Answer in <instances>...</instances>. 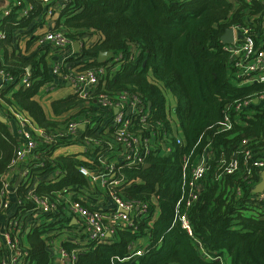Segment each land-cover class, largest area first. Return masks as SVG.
I'll return each mask as SVG.
<instances>
[{
    "label": "trees",
    "instance_id": "16d2710c",
    "mask_svg": "<svg viewBox=\"0 0 264 264\" xmlns=\"http://www.w3.org/2000/svg\"><path fill=\"white\" fill-rule=\"evenodd\" d=\"M15 2L19 5H13L9 14L0 18V31L4 33L0 41L3 69L13 77V83L0 92V99L25 111L39 127L54 131L67 122L59 120L61 117L79 118L86 111L85 102L76 94H69L52 101V116L46 115L35 99L46 84L56 81L46 61V49L16 53L13 41L18 30L28 27L37 17L46 18V5L42 0ZM63 5L62 8L59 0H51L50 4L59 10V22L68 38L90 44L89 49L81 50V55L91 57L92 61L79 62L78 70L99 67V52H124L128 57L126 62L108 73L97 92L140 94L150 111L148 125L156 133L155 142L159 145L147 157L146 168L121 162L115 165V177L122 178L124 183L113 190L125 199L149 203L148 218L137 223L136 229L117 230L101 244L77 245L63 241V248L78 252L74 264H223V260L229 264H264V219L253 216L249 209L251 205L264 209V202L256 204L252 200L262 172L254 163L264 162V103L252 107L250 116L242 115L241 124L235 123L227 132L218 131L226 106L235 99H246L263 90L262 85H243L231 72L228 74V55L222 49L220 38L229 26L248 23L263 6L243 0L236 3L227 0H65ZM24 6L30 7L26 16L22 12ZM38 37L29 38L26 52ZM84 38L89 41L83 42ZM260 40L256 38V45ZM130 46L137 48V55L131 60ZM78 61L80 58H72L67 63L73 68ZM28 67L30 84L19 86ZM160 85L175 100L181 143L170 133L166 99ZM244 139L247 145L241 146ZM66 143L69 142L60 144ZM55 147L36 150L42 166L32 173L48 182L36 184L34 193L53 200L55 192L62 195L65 189L87 191L88 180L79 168L95 169L99 164L90 165L76 155L53 156ZM19 149V139L12 132L9 120L0 121V189L3 176ZM205 149L209 154L207 171L200 181L198 199L187 209L190 235L175 220L176 204L187 196L188 189L182 183V167L185 160L194 162ZM233 159L237 161V168L225 173ZM56 170L61 174L53 179ZM28 188L20 185L16 191L21 213L32 212L33 205L26 198ZM237 189L239 194L235 193ZM153 198L159 209L155 219L152 218ZM40 217L37 222L26 216L24 223L30 231L27 233L22 227L18 232L20 247L27 253L21 264H55L51 243L60 229L74 228L61 206L56 213ZM21 235L27 246L21 242ZM144 237L149 240L146 252L124 259L130 247ZM198 242L214 259L202 256ZM5 256L0 247V264Z\"/></svg>",
    "mask_w": 264,
    "mask_h": 264
},
{
    "label": "built area",
    "instance_id": "2783aa9c",
    "mask_svg": "<svg viewBox=\"0 0 264 264\" xmlns=\"http://www.w3.org/2000/svg\"><path fill=\"white\" fill-rule=\"evenodd\" d=\"M59 1L63 8L65 0ZM227 1L236 3L238 0ZM243 1L248 4L257 2L263 6V9L254 13L245 25L230 26L232 42L222 44V49L228 55V74L231 72L230 75H234L243 85H262L263 90L246 99H235L226 106L222 112V118L218 122V131L220 132L231 130L235 123L241 124L243 122L240 118L242 115L245 118L250 116L253 113L252 107L264 103V0ZM42 2L46 5V17L53 18L59 15L60 20L59 10L50 6L51 0H42ZM15 5H19V3ZM22 12L26 16L28 10L23 9ZM6 14H9V11ZM59 20H54V27L39 35L36 43L38 46L50 45L52 50L53 48L56 49L55 52L64 54V56H57V59L48 63L50 72L55 80L62 84L68 83L72 90L71 94H76L85 102L86 111L79 118H72L60 128L49 131L39 127L25 111L20 110L15 105H6L0 99V113L5 118L9 116L14 120L15 135L20 142V149L10 168L16 165H24L16 189L20 185L30 186L26 198L33 205L32 212L39 213L40 216L41 214L56 213L59 207L64 204V209L67 208L66 211L70 215L71 222L69 225L75 224L80 235H82L83 244L91 242L101 244L113 237L117 230L136 229L137 223L146 220L149 216V203L125 199L113 190L114 187L124 183L122 178L115 177V165L121 162L127 166L146 168L148 167L147 157L152 151L156 152L159 145L155 142L157 140L156 133L148 125L151 116L150 111L140 94L129 91L115 94L104 91L97 92L98 86L108 73L120 68L128 57L124 52L111 53V56H108L105 62L95 69L79 71L80 64L78 63L70 68L71 64L67 63L66 60L77 59V53L71 48L72 43L76 40L68 38L66 30ZM258 37L261 40L256 45L255 40ZM3 38L4 33L0 31V41ZM89 46L88 43L84 45L80 42L81 50L83 48L89 49ZM81 50L78 55H81ZM129 52V60H131L137 55L136 46H130ZM84 57L85 60L80 58L79 62L89 61L87 56ZM27 76H29L28 70L21 77L19 86H29ZM12 83L13 77L3 69L0 60V92ZM54 86H58V83H53ZM165 107L170 133L176 137L177 143H181V128L175 114L173 97L170 102L166 100ZM80 126H83V129H80ZM166 134L167 130L164 131L161 140L165 138ZM66 141L69 143L60 144ZM245 145H247V140L244 139L241 141V146ZM44 146L48 148L63 147L64 149L71 146H81L83 153L87 155L85 161L90 165L97 162L99 167L92 169L81 166L79 172L90 182V188L96 187V183L103 187L113 206L104 209L103 207L82 205L78 202H66L65 199H62V195L57 192H55L53 200L48 196L36 195L34 193L35 183L31 174L42 166L41 163H38L36 150ZM162 147L166 149L165 144H162ZM205 150L194 162L190 163L185 160L182 167V183L188 189L187 196L181 198L176 204L175 220L190 235L191 226L187 209L198 199L201 188L200 181L207 171L209 154ZM66 152L69 154V151ZM244 154L245 156L249 155L247 151ZM254 165L258 169L264 170V162L258 161ZM236 168L237 161L233 159L225 168V173H232ZM54 173L55 176L61 174L58 170ZM11 190L12 185L3 178L0 189V247L4 249L6 256L1 264H21V259L27 254L21 249L18 237V232L22 228V214L19 211L15 213L10 211L11 200L9 195ZM235 193L239 194L240 190L237 189ZM153 200L151 203L155 206V210L152 218H154L157 209ZM252 200L256 204L264 202V191L254 194ZM20 203L18 199V206ZM249 203L252 204V202ZM249 209L251 210L250 214L264 219V209L260 210L252 205L249 206ZM197 244L204 258L214 259L206 253L205 248L199 242ZM50 252L55 264H74L78 256L77 250L68 251L61 245L56 251L50 249ZM144 252L146 250H132L130 247L128 256L124 259L138 257Z\"/></svg>",
    "mask_w": 264,
    "mask_h": 264
},
{
    "label": "crops",
    "instance_id": "0c3cea01",
    "mask_svg": "<svg viewBox=\"0 0 264 264\" xmlns=\"http://www.w3.org/2000/svg\"><path fill=\"white\" fill-rule=\"evenodd\" d=\"M9 1V6L6 9H3L2 11H0V18L3 15H6V12H10L11 8L13 5L16 4L15 0H7ZM27 8L30 7H23V9L28 10ZM23 16H25L23 14ZM54 20H59V15L54 16L53 18H48L46 17L45 19H42V17H37L36 19H34V21L31 22V24L26 27L23 30H18V33L16 34V36L13 38L14 41V50L16 53L20 52L22 54L24 53H29V52H33V51H38L41 49H46V61L47 63L51 62L54 59H57V56H64V54H61L62 52H55V48H53L50 45L47 46H41L39 47L35 41L34 44L31 45L30 49L28 52H26V45H27V41L29 40V38L31 37H38L39 35L43 34L46 32V30L52 29ZM230 27V26H229ZM72 48V46H71ZM13 51V48L11 49ZM81 50V49H80ZM73 51V49H72ZM80 52L77 53V55ZM0 60L3 62V55H2V51L0 50ZM79 64V61L77 62ZM81 65V64H80ZM53 83H58V86H54L53 87ZM72 93V90L70 88V86L68 85V83H64L62 84L59 81H53L49 84H46L41 91L39 92V94L35 97V99L42 105V103L40 102V100L42 99V97L44 98V102L46 104V106L42 107L44 108V111L46 112V115L48 116H52L51 114V108H50V104L52 101L54 100H58V99H62L67 97L69 94ZM173 97V96H172ZM174 99V98H173ZM175 101V100H174ZM7 120H9L10 122V126L12 129V132L15 134V122L14 120H12L9 116H7L6 118ZM69 151V154L66 152ZM69 155H76V157L80 160H83L85 162L86 160V154L83 153V148L81 146H71L69 148L66 147V149H64L63 147L59 148L56 150L55 155L53 156H69ZM24 165H16L13 168H10L6 174L3 176L4 179H7V181L10 182V184L12 185V190L10 191V195L9 198L11 200V205H10V211L11 212H17L20 210H18V198L16 195V185L18 184V181L20 180V174H21V170L23 169ZM56 172V171H54ZM56 174L53 173V179L58 178V176H55ZM31 177L36 184H38L39 182H48L46 180H41V176L37 175V174H31ZM90 182L88 181V186H89ZM73 188V187H72ZM94 190V192L90 189V187L88 188V190H73V189H69V192H67L68 189H65L64 191H62V199H65L66 202L72 201V202H78L82 205H89L92 207H103L104 209L106 208H111L113 206V204L110 202V198L107 196V193L105 191V189L103 187H101L99 184L96 183V187L92 188ZM154 199V198H153ZM154 203L157 206V202L154 199L153 200ZM62 210L65 213V215H67L68 217L70 215H68L67 213V208L66 210L64 209L63 206ZM66 207V205H65ZM22 217L23 220H21V223L23 224L22 227L27 226L24 223V218L27 216L30 220L31 219H36L37 222H39L42 218L40 217L39 213H35V212H27V211H22ZM159 214V209L157 207L154 218L155 219ZM65 232V235L62 236L60 239L62 240L61 243L63 241H71L74 244L77 245H82L84 243L82 236L80 235L79 231L77 230L75 224H74V228H63L62 229ZM26 231V230H25ZM23 240L26 242V239L24 237V235H21V242L24 244ZM54 243H56V241H53ZM53 243V244H54ZM58 244V246L61 245ZM52 244V243H51ZM149 245V240L148 238H140L137 240L136 243H134L131 247L132 250H136V249H144L146 250L147 247ZM58 246L55 248V251L57 250ZM227 263L229 264V261L227 260Z\"/></svg>",
    "mask_w": 264,
    "mask_h": 264
},
{
    "label": "water",
    "instance_id": "95a60500",
    "mask_svg": "<svg viewBox=\"0 0 264 264\" xmlns=\"http://www.w3.org/2000/svg\"><path fill=\"white\" fill-rule=\"evenodd\" d=\"M8 6H9V1L0 0V11H2L3 9H6ZM87 40H88L87 38H84L83 42H87ZM220 42H221V44H226V43L232 42V29H230L229 27L226 28L225 32L223 33V35L220 38ZM72 49L76 53L80 52V42L74 41L72 43ZM108 56H111L110 51L99 52L98 56H97V62L100 64L104 63ZM27 70L29 72L30 67H28ZM0 121L3 123L7 122V119L1 113H0ZM80 129H83V126H80ZM260 177H261V181L254 188V190H253L254 194L262 193L264 191V170L261 172ZM29 231H30V229L27 230L26 232L28 233Z\"/></svg>",
    "mask_w": 264,
    "mask_h": 264
},
{
    "label": "rangeland",
    "instance_id": "374dc122",
    "mask_svg": "<svg viewBox=\"0 0 264 264\" xmlns=\"http://www.w3.org/2000/svg\"><path fill=\"white\" fill-rule=\"evenodd\" d=\"M76 57H77V59H79V58H83V60H85V57L82 56V55H77ZM77 59H76V60H77ZM66 61H70V59H67ZM160 87H161V89H162V92H163V94H164L166 100H167L168 102H170V99L172 98V95H171L170 91H169L168 89H166L163 85H160ZM43 97H44V96H43ZM43 97H42V99L40 100V102L42 103L43 106H46ZM64 119H66L67 122H68V121L71 120V117H70V118H67V117H61L59 120H64ZM59 148H61V147L55 148V150H54V152H53V155H55L56 150L59 149ZM92 187H94V186H92ZM90 189L94 192V190H93L92 188H90ZM22 226H23V224H22ZM29 229H30V228H28V226L25 227V230H26V231L29 230ZM64 235H65V232H64L62 229H60L58 237H56V238L54 239V241H56V243L53 242L54 244H53V243L51 244L50 249H52L53 251H55V248H56V247L58 246V244H60L61 241H62L60 238H61L62 236H64ZM23 242H24V245L27 246V242H25L24 240H23ZM58 247H59V246H58ZM224 264H228V263H227V260H224Z\"/></svg>",
    "mask_w": 264,
    "mask_h": 264
},
{
    "label": "flooded vegetation",
    "instance_id": "af4514ba",
    "mask_svg": "<svg viewBox=\"0 0 264 264\" xmlns=\"http://www.w3.org/2000/svg\"><path fill=\"white\" fill-rule=\"evenodd\" d=\"M87 39H88V38H87ZM88 41H89V39L87 40V42H88ZM87 57H88V56H87ZM88 58H89V61H92L91 57H88ZM88 58H87V59H88Z\"/></svg>",
    "mask_w": 264,
    "mask_h": 264
}]
</instances>
